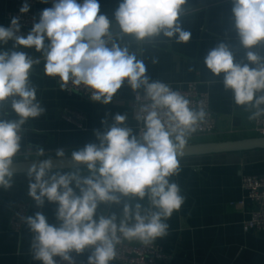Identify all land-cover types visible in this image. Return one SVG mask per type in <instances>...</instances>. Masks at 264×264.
<instances>
[{
  "label": "clouds",
  "instance_id": "9594fccd",
  "mask_svg": "<svg viewBox=\"0 0 264 264\" xmlns=\"http://www.w3.org/2000/svg\"><path fill=\"white\" fill-rule=\"evenodd\" d=\"M232 3L239 44L251 49L264 43V0ZM186 4L187 0H121L114 19L121 38L130 35L142 42L162 34L187 43L191 32L180 23ZM29 8L25 2L20 12L27 13ZM111 23L100 13L98 0H54L26 36L19 34L17 17L10 26H0V43L14 41V48L43 52L45 75L59 77L62 89L71 82L88 89L93 102L109 104L127 81L134 92L143 86L151 101L138 117L144 125L139 136L123 126L127 114L117 113L106 132H96L98 145L89 143L71 153L73 162L86 165L89 175L82 177L75 171L49 175L51 158L31 164L28 195L37 207H42L45 199L58 205L59 226L50 225L39 211L22 217L33 233V258L42 264H57V256L74 264L70 253L81 254L87 248L93 249L88 264H111L117 245L124 240L147 246L166 237L169 225L165 221L184 202L180 187L169 178L179 173L178 156L183 155L188 137L197 130L205 112L190 108V101L170 85L159 80L150 83L144 61L113 39L118 33L110 30ZM246 59L248 63L237 62L222 42L207 53L204 63L214 76L223 74L224 89L231 90L237 106L256 109L249 117L253 119L264 113V57L247 51ZM34 63L38 61L24 51H0V187L4 189L13 185L22 125L45 112L29 80ZM9 107L15 119L9 118ZM37 153L43 156L44 149L37 146ZM56 156L63 158L64 150L57 149ZM121 197L137 202L134 206L124 203L119 217L112 212L97 218L100 204L119 205ZM145 199L147 207L141 203Z\"/></svg>",
  "mask_w": 264,
  "mask_h": 264
},
{
  "label": "crops",
  "instance_id": "0c3cea01",
  "mask_svg": "<svg viewBox=\"0 0 264 264\" xmlns=\"http://www.w3.org/2000/svg\"><path fill=\"white\" fill-rule=\"evenodd\" d=\"M98 2L100 13L112 22L110 30L113 34L118 33L113 39L122 47L127 46L130 52L144 61L150 83L159 80L175 89H182L188 83L196 82L200 91L208 93L210 108L217 118V130L211 134L191 135L187 143L258 137L254 129L257 117L249 118L256 109L247 105L237 106L231 90L224 89L223 74L214 76L204 63L207 53L222 42L233 51L237 62L248 63L247 51L264 57V43L251 49H244L239 44L232 18V0H187L185 11L180 17L182 28L191 32L187 43H177L174 37L167 38L162 34L142 42L130 35L121 38L119 25L114 19V12L121 0ZM52 6L48 1L44 3L36 0V22L42 10ZM15 8L14 0H0V26L8 27L7 12ZM13 45L14 41L0 43V51H24L34 61H38L30 70L29 80L36 88L37 101L45 108L41 116L29 118L22 125L21 152L16 160L55 156L57 149H63L65 155H71L89 143L98 145L96 132H106L115 122L117 113L127 114L123 126L130 127L133 134L137 135L138 114L131 103L134 91L127 81L109 104L93 102L90 98L62 89L59 77L45 75L43 52H37L35 48H14ZM154 59L157 61L155 64ZM140 89L145 90L143 86ZM65 107L85 114V129H77L74 123L63 117ZM6 111L10 112L9 118H16L10 107ZM37 146L44 149L43 156L38 155ZM178 159L180 171L169 179L180 187L184 202L165 221L169 225L168 235L154 242L171 255L170 264H264V231L245 227V221L256 207L245 198L240 185L244 175L264 174V149ZM73 171L82 177L90 174L83 167L52 171L49 175ZM29 180L27 174L14 175L11 188L0 187V264H42L31 253L33 233L28 225L24 223L20 232L9 228V216L16 202L29 203L28 216L39 211L46 216L50 225L59 226L56 219L58 205L45 199L44 205L37 207L28 195ZM73 187L79 194V189H75L74 184ZM241 200H244L243 205L238 204ZM136 202L135 199L121 197L119 205L100 204L97 218L112 212L119 217L124 203L134 206ZM141 203L148 206L147 199ZM92 251L87 248L81 254L73 251L70 255L88 261ZM111 264L124 263L114 260Z\"/></svg>",
  "mask_w": 264,
  "mask_h": 264
},
{
  "label": "built area",
  "instance_id": "2783aa9c",
  "mask_svg": "<svg viewBox=\"0 0 264 264\" xmlns=\"http://www.w3.org/2000/svg\"><path fill=\"white\" fill-rule=\"evenodd\" d=\"M14 1L16 2L15 10L7 12V18L9 19L8 26H10L12 18L17 17L21 25L19 34L26 36L36 22V0ZM47 1L53 5L54 0ZM25 2L30 5V8L27 13L22 14L20 8ZM59 84L60 86L62 85L60 79ZM170 87L173 91L179 92L190 101V108L195 111L203 110L205 112L203 120L199 121L197 124V130L191 135L211 134L217 130V118L210 108L209 95L206 92L200 91L196 82H190L182 89ZM64 89L68 93H76L83 97L90 98V91L83 86H75L71 82H68V84L64 86ZM136 97H139V99H136ZM131 103L139 117L142 115L141 109L145 105L150 104L151 101L146 99L145 90L139 89L134 92ZM62 114L67 121L74 123L77 129H85L86 116L84 113L70 107H65ZM138 120L137 136L140 135L144 128L142 119ZM254 129L258 137H264V113L256 118ZM21 135L23 136V130ZM240 185L245 192V198L251 201L256 207L251 217L245 221V227L255 231H264V174L244 175L241 178ZM238 204L243 205L244 200L239 201ZM28 212V202H16L9 216V228L14 232H20L25 223L22 217H27ZM116 250L117 256L115 260L124 264H170L172 258L171 255L166 253L162 247L156 243L146 246L140 242L130 243L124 240L121 244L117 245ZM71 257L74 264H88V261L85 259H80L75 256ZM55 260L57 264H68L67 261L61 258H55Z\"/></svg>",
  "mask_w": 264,
  "mask_h": 264
},
{
  "label": "water",
  "instance_id": "95a60500",
  "mask_svg": "<svg viewBox=\"0 0 264 264\" xmlns=\"http://www.w3.org/2000/svg\"><path fill=\"white\" fill-rule=\"evenodd\" d=\"M264 149V137H248L224 141H210L200 143H187L183 150V155L178 157L201 156L215 153L245 152ZM52 159V171L67 170L86 167L84 164L73 162L71 155L63 158L55 156H44L32 159L15 160L13 171L14 175L27 174L33 162L37 164L44 159Z\"/></svg>",
  "mask_w": 264,
  "mask_h": 264
}]
</instances>
